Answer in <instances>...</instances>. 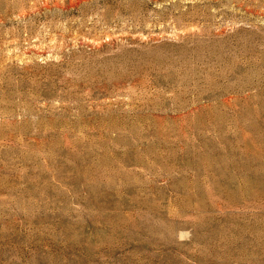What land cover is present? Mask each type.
Here are the masks:
<instances>
[{"label":"rangeland","instance_id":"374dc122","mask_svg":"<svg viewBox=\"0 0 264 264\" xmlns=\"http://www.w3.org/2000/svg\"><path fill=\"white\" fill-rule=\"evenodd\" d=\"M0 264H264V0H0Z\"/></svg>","mask_w":264,"mask_h":264}]
</instances>
